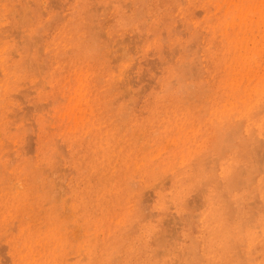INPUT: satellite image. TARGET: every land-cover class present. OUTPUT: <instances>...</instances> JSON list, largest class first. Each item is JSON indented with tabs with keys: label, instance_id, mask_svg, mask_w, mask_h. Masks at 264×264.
Returning a JSON list of instances; mask_svg holds the SVG:
<instances>
[{
	"label": "rangeland",
	"instance_id": "rangeland-1",
	"mask_svg": "<svg viewBox=\"0 0 264 264\" xmlns=\"http://www.w3.org/2000/svg\"><path fill=\"white\" fill-rule=\"evenodd\" d=\"M262 179L264 0H0V264H264Z\"/></svg>",
	"mask_w": 264,
	"mask_h": 264
},
{
	"label": "bare ground",
	"instance_id": "bare-ground-1",
	"mask_svg": "<svg viewBox=\"0 0 264 264\" xmlns=\"http://www.w3.org/2000/svg\"><path fill=\"white\" fill-rule=\"evenodd\" d=\"M24 2H26V1H24ZM54 2V1H53ZM55 2H56V0H55ZM51 3V2H50ZM26 4V6L28 5V3H25ZM6 5V4H5ZM4 5V6H5ZM54 5V4H53ZM53 7V6H52ZM27 9L29 8V7H26ZM24 11V10H23ZM28 12H29V10H27ZM98 11V10H97ZM94 12H95V10H94ZM22 13V12H21ZM25 13H26V11H25ZM89 13V12H88ZM26 16L28 15V13L27 14H25ZM31 15V13L29 14V16ZM20 16H21V14H20ZM23 16V15H22ZM25 16V17H26ZM95 17V16H94ZM93 17V18H94ZM56 20H57V18H56ZM55 20V18H54V21H56ZM20 22H22V21H20ZM20 22H19V24H20ZM53 22V21H52ZM46 26V25H45ZM19 29V28H18ZM94 30V29H93ZM95 30H97V29H95ZM19 31H20V29H19ZM15 33V32H14ZM14 33H13V35H14ZM19 33H21V31L19 32ZM40 33L38 32V35H39ZM18 35V34H17ZM17 35H16V39H18L17 38ZM35 35H33L32 37H34ZM40 36V35H39ZM88 36H91V34H90V32H89V34H88ZM35 37H37V36H35ZM96 37H97V34H93L91 37H89L90 38V41L91 42H93V41H95L96 40ZM19 40V39H18ZM26 40V39H25ZM24 40V41H25ZM34 40V39H33ZM41 40V39H40ZM19 44V43H18ZM29 44V43H28ZM37 44H40V43H37ZM19 46V45H18ZM29 46V45H28ZM32 46V45H31ZM35 46L37 47V45H36V43H35ZM30 47V46H29ZM38 48V47H37ZM20 49V48H19ZM32 48H30V50H31ZM31 52V51H30ZM74 54V53H73ZM21 59H23L22 57H20V60ZM40 59V58H39ZM14 62V64L16 65V68L17 67H19L20 66V62H22V61H19V60H14L13 61ZM17 62V63H16ZM24 62V61H23ZM29 62V61H28ZM28 66V65H27ZM36 66V65H35ZM33 67V66H32ZM18 69V68H17ZM38 69V68H37ZM30 70H31V68H30ZM2 71V70H1ZM3 72H5V71H3ZM32 72V71H31ZM255 142V141H254ZM242 147H243V144H242ZM255 171H257L258 169H254ZM260 170V169H259ZM262 170V169H261ZM231 177H229L228 176V178L226 179V182H230V186H231V188H235V187H240V186H242V179H241V177L239 176V175H237V176H235V177H233V179H230ZM263 183H264V179H262L261 180ZM228 185H229V183H228ZM243 185H245V183L243 182ZM229 187V186H228ZM237 189V188H236ZM228 190H229V188H228ZM227 206V205H226ZM223 209V208H222ZM228 209V208H227ZM216 211H214V209L212 208V211L210 212L209 211V213L211 214L212 212H214L216 215H214V216H212L211 217V219L212 220H214V218L216 217V219H215V221H214V223L215 224H217L218 222H220V223H222L223 225H225V221H224V219H223V217H222V215L220 214V212H219V210L216 208L215 209ZM224 210V209H223ZM230 211V210H229ZM232 219H233V217H232ZM226 228H224L223 230L222 229H220V228H218V227H216L215 228V231H214V233L215 234H218V235H221V239H222V234H223V232L225 231L226 232ZM222 231V232H221ZM223 236H224V234H223ZM226 236V235H225Z\"/></svg>",
	"mask_w": 264,
	"mask_h": 264
}]
</instances>
